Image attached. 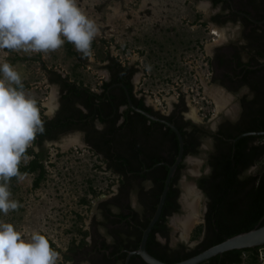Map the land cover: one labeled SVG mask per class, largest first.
Instances as JSON below:
<instances>
[{
	"label": "rangeland",
	"instance_id": "374dc122",
	"mask_svg": "<svg viewBox=\"0 0 264 264\" xmlns=\"http://www.w3.org/2000/svg\"><path fill=\"white\" fill-rule=\"evenodd\" d=\"M77 5L99 29L92 44L93 57L83 58L68 43L51 53L0 50V61L7 60L15 66L22 76L26 93L42 104L41 117L51 116L59 94L58 86L49 83V75L43 68L96 90L106 75L107 55L121 65L133 66V90H143L149 102L166 110L170 100L179 92L184 95L187 113L194 109L198 120L202 118L200 114H206L209 119L218 117L216 105L210 104L208 98L203 99L205 93L200 87L201 82L207 81L205 61L198 53L196 56L195 52L189 51L183 36H178L181 28L186 30L183 23L179 25L183 20L185 0H77ZM171 27L174 32L169 31ZM67 45L72 54L67 52ZM235 104L230 97L229 107L224 110L228 111ZM69 135L53 142H43L46 156L44 179L33 188V175L16 178L14 189L10 188L11 198L20 201L22 207L7 216L0 213V220L12 223L25 239L33 230L45 234L51 247L60 253L57 264H90L93 259L88 252L91 241L88 224L95 208L93 198L112 196L117 177L98 168L101 163L87 153L84 145L61 148L62 143H57ZM32 150L37 152L38 148L33 146ZM191 159L194 163L183 168L178 178V182L185 181L186 185L190 184L189 181L194 182L193 173L196 176L202 165L200 156ZM28 160L29 157L20 164ZM257 168H251L249 172H255ZM193 198L197 204L195 212L200 216L203 198L199 195ZM188 214L178 211L176 215H181L182 219H174V225L168 221V241L172 247L177 243L192 247L197 241H190V237L200 225L199 219L189 228L187 239H179L180 230L177 228L181 226L183 229L184 217ZM80 240L81 249L74 248ZM172 240L174 243L171 244ZM72 248L79 251L78 255L65 260L63 254L70 255ZM246 257L247 254L242 255V259ZM263 258L264 249H258L260 264ZM245 263L244 260L241 264Z\"/></svg>",
	"mask_w": 264,
	"mask_h": 264
},
{
	"label": "trees",
	"instance_id": "16d2710c",
	"mask_svg": "<svg viewBox=\"0 0 264 264\" xmlns=\"http://www.w3.org/2000/svg\"><path fill=\"white\" fill-rule=\"evenodd\" d=\"M68 49L67 45V52L72 54ZM17 59L20 60L21 58ZM105 68L110 72L111 79L101 84L100 93L93 92L88 86L81 83L69 81L66 76L63 77L53 70L43 68V71H46L49 75V83L55 84L59 88V110L52 119L48 120L41 117L44 132L37 133L33 142V146L37 147L38 151L34 152L30 147L26 153L29 160L19 166L20 172L24 174L23 176L33 175L31 187L36 188L39 182L44 179L43 161L46 158L42 147L44 141L54 140L59 134L73 129L84 130L85 124L83 122L88 116L87 113L90 114L92 109H95L98 114L103 112L102 114L106 115L104 110L111 108L106 103L114 99V96L110 95L112 89L120 92L118 103L126 105V99L121 88L112 87L108 91L110 97L106 96L105 91L113 84L119 83L129 92L130 85L126 76L131 75L134 70L126 65L121 66L117 60L108 55L106 56ZM263 84L264 78H260L259 82L254 83L255 92L248 114L243 120L236 122L231 130L220 132L221 138L216 139L215 152L208 156L206 162L210 168V173L196 180V185L205 198V233L200 238L201 226L198 225L195 228L190 241L197 240L198 242L191 248H187L182 243H178L171 248L168 247L167 241L160 244L154 238L155 234H159L165 240L167 239L168 229L164 224L165 217L178 212L176 199L179 191L176 183L182 169V162L176 166L168 185L159 218L151 228L145 243V250L155 259L167 264L176 263L194 256L228 237L264 224V136H243L231 142V139L239 134L264 131ZM129 98L133 105L145 110L140 102H136L130 95ZM110 104L111 102L108 105ZM75 105L82 106L86 113L76 108ZM118 116L119 114L115 113L112 120H115ZM121 117L123 118L121 123V170L113 166L115 173L120 171L123 179L122 184L126 186L121 193H125L124 199H126L127 188L136 179L141 181L150 180L152 183L146 191H143L142 186L135 190L138 200L145 206L140 218H136L137 212L131 210L129 205L125 206L126 214L121 212V222H123V225H121V243L120 245H114L109 256L114 257L115 261L123 263L127 253L137 248L142 229L145 228L152 216L167 169L176 157L177 140L173 132L167 127L157 122L148 121L139 113L128 108L121 113ZM173 125L181 135L183 142L182 159L186 155H194L195 140L193 137L186 138L180 130V126L176 122ZM131 135L139 137V141L145 143L147 149H139L137 143L130 139ZM164 142H167L170 146V153L166 156H162L158 151ZM109 159L111 166L113 164L118 165L120 156L115 155ZM254 164L259 166L257 172L254 175L245 176L243 173ZM15 179L12 178L10 182V188L12 189H14L13 182ZM100 207L106 210L105 220L101 223L102 226L106 223L115 224L118 221L120 222L119 218H108L109 216H119V212L116 214L109 212L107 203L101 204ZM111 232L116 235L119 234L117 230ZM81 247L82 240L74 248L81 249ZM74 248L69 250L70 255L63 254L65 260H71L78 255L79 251L74 250ZM258 249H264V245L252 249L227 251L200 264H241L244 260L246 261L245 264H260L257 260ZM243 254H247L244 259H242ZM102 259L105 263L108 262L105 255L102 256ZM131 262L144 264L134 255L128 259V264ZM261 264H264V258Z\"/></svg>",
	"mask_w": 264,
	"mask_h": 264
},
{
	"label": "flooded vegetation",
	"instance_id": "af4514ba",
	"mask_svg": "<svg viewBox=\"0 0 264 264\" xmlns=\"http://www.w3.org/2000/svg\"><path fill=\"white\" fill-rule=\"evenodd\" d=\"M182 18L183 20L179 21V25L182 26L183 23V25L186 26V30L181 28L178 36H183L189 51L195 52L194 55L198 53L201 59L205 61L207 71V76L205 78L207 81L205 83L201 82L200 87L205 93L203 99L208 98L209 103L214 106L215 104L210 94H212V91L217 92L216 95L220 97L222 104V108L217 112L218 117L215 116V118L209 119L206 117V114H200L202 117L200 120H198V117L197 119L193 118L190 113H187L186 101L183 93L179 92L176 98L170 100V105L165 107L166 110L161 108L159 104H155V102H149L143 90H133L135 69L133 66H129L134 70L131 75L126 76L127 82L130 85V90L128 92L125 88L119 87L123 91L126 105L118 103V94H120V92L118 90L113 91L112 89L110 95H113L114 99L106 103L109 108L111 107L110 109L104 110L106 115H103V112L98 114L95 109H92L90 114L89 112L87 113L88 116L83 122L85 124L84 130L73 129L59 134L54 140H46V142H53L62 136L71 135V133H81L82 143H80V145H84L87 153L95 157L98 162L101 163V165L97 167L103 168L105 172H109L117 177L114 194L106 199L101 198L97 200L95 202L94 212L90 215L88 225L91 241L89 243L88 252L93 259L90 264H128V261L127 263H120V261H115L114 257L109 256L114 245H120L121 243V225H123V222H121V212L126 214L127 211L125 206L129 205L131 210L137 212L136 218H140L145 206L138 200L135 190L142 186L143 191H146L152 184L150 180H134L133 184L127 188L128 193L126 194V199H124L125 193H121V191L125 190L126 186L122 184L123 179L121 178V173L120 171L119 173L113 171L114 167L121 170V123L123 121L121 113H123L126 108L130 109L128 107L126 93L136 102H140L145 110L136 107L130 101L133 107L147 113L157 120L169 122L171 124L176 122L186 138L193 137L195 140L193 148L195 154L186 155L181 161V168L183 169L190 164L187 163L186 157L195 158L200 156L202 165L199 167L198 174L193 177L195 178L193 183L195 185V190L198 191L200 197L203 198V208L198 218L200 221L198 224L201 226L200 238H202L205 233L206 206L204 195L197 187L196 180L210 173V168L206 162L208 156L215 152L216 139L219 137L221 138L220 132L231 130L236 122L243 120L248 114L249 108L252 106L251 101L255 92L254 83L256 81L259 82L260 78H264V68L261 63L264 50V0H185ZM213 30L223 32L220 40L217 35L213 34ZM169 31L174 32L172 27L169 28ZM121 66L125 65L123 64ZM105 70V77L99 82L96 90H92L95 93H100L101 84L111 79L110 72L106 68ZM112 86L105 91L108 97H110L108 91L111 90ZM230 97L234 99L236 104L228 111H225L224 109L229 107L228 99H230ZM58 100L53 107V113H51V116L46 117V119L49 120L54 118L59 110ZM110 102L111 106L108 105ZM75 106L83 113H86L82 106ZM115 113L119 114V116L116 117L115 120H112ZM143 117L146 118L145 116ZM146 120L152 121L147 118ZM212 121H214L213 124L210 123ZM153 122H157L166 127L162 122ZM98 124L102 126V130H98ZM130 139H133L135 143H137L136 145H138L137 147L139 149H147V145L141 143L139 137L131 135ZM158 151L162 156L168 155L170 153L169 144L164 142L159 147ZM115 155L120 156L119 164H113L111 166L109 158ZM257 166V164L250 166L243 174L245 176L254 175L258 170ZM254 167L257 168L255 172H249V169ZM176 185L180 192V184L178 181ZM178 198L179 194L176 199L179 211ZM94 199L96 198H93V201ZM103 203H107L109 212L113 214L119 212L120 214L119 216H109L108 218H119L120 222L118 221L115 224L106 223L104 226L101 225L106 216L105 208L101 209L100 207ZM174 214L176 213H172L165 217L164 224L167 229L168 221ZM99 228L101 232H99ZM112 230H117L119 234L116 235L114 232H111ZM154 238L160 244H164L165 241H167L168 247L173 248L168 241L169 230L166 240L159 234H155ZM197 242L198 241H196V243ZM196 243L194 245H196ZM103 255L107 258V263L103 261ZM130 264L139 263L131 262Z\"/></svg>",
	"mask_w": 264,
	"mask_h": 264
},
{
	"label": "clouds",
	"instance_id": "9594fccd",
	"mask_svg": "<svg viewBox=\"0 0 264 264\" xmlns=\"http://www.w3.org/2000/svg\"><path fill=\"white\" fill-rule=\"evenodd\" d=\"M98 31L77 0H0V50L51 53L68 43L88 59ZM41 108L26 93L15 66L0 61V213L5 216L22 207L11 198L10 182L23 178L20 163L28 159L37 133L44 132ZM97 128L102 130L99 124ZM81 137L69 135L57 144L82 143ZM59 258L41 231L33 230L25 239L12 223L0 220V264H57Z\"/></svg>",
	"mask_w": 264,
	"mask_h": 264
},
{
	"label": "water",
	"instance_id": "95a60500",
	"mask_svg": "<svg viewBox=\"0 0 264 264\" xmlns=\"http://www.w3.org/2000/svg\"><path fill=\"white\" fill-rule=\"evenodd\" d=\"M261 63H262V67L264 68V50H263V54H262ZM113 86L123 88L122 84H118V83L114 84ZM126 98H127V102H128V107L130 109H132L134 112L145 116L149 120L162 122L168 129H170L173 132V134L175 135L176 140H177V153H176V157H175L173 163L167 169L166 176H165L164 181H163V186H162L161 192H160L159 197H158V201L156 203V206L154 208L152 216L150 217L147 225L145 226L144 229H142L138 246L135 250L127 253L124 262L127 263L129 257L134 255V256H137L144 264H167V263H163V262L155 259L151 255H149L147 253V251L145 250V243H146V239H147V236H148L151 228L153 227V225L155 224V222L159 218V215H160L163 203H164L165 195H166L167 190H168V185H169L170 179L174 174L176 166L178 165V163H180L182 161L183 142L181 139V135L179 134L178 130L175 128V126L173 124H171L169 122L157 120L156 118L148 115L147 113L133 107L130 103V99H129V96L127 93H126ZM243 136H255V137L264 136V131L242 133V134H239L238 136H236L234 139H231V142H234L236 139L241 138ZM77 145L79 146L80 143L79 144L77 143ZM186 161H187V163H190V164L194 163V161L190 157H186ZM192 177H195L194 173H193ZM189 183H190L189 185L194 189V191H195L194 193L196 195H199L200 193L195 190L194 183L192 181H189ZM179 184H180V193H179L178 203H179V209H180L179 211L182 214V213H185L183 210V206H182V196L184 195V190L182 188V185L186 184V183H185V181H180ZM101 198L102 197H98V198L94 199L93 202L95 203L97 200H99ZM180 217H181V215H176V214L172 215L171 218L169 219L170 224L174 225L175 224L174 219L180 218ZM197 217L199 218V216H197ZM180 219H182V218H180ZM177 229L180 230L179 239L181 241H185L188 237L189 228L187 227V229H182L180 226ZM172 243H174V240L171 241V244ZM194 244H192V246ZM263 245H264V224L259 226V227H255L249 231L242 232V233L233 235L231 237H228V238L224 239L223 241H221L215 245L210 246L209 248L199 252L198 254H196L194 256H191L185 260H182V261H179L176 263H171V264H200V263L208 260L211 257L219 256L222 253L227 252V251L252 249V248L260 247Z\"/></svg>",
	"mask_w": 264,
	"mask_h": 264
},
{
	"label": "bare ground",
	"instance_id": "6f19581e",
	"mask_svg": "<svg viewBox=\"0 0 264 264\" xmlns=\"http://www.w3.org/2000/svg\"><path fill=\"white\" fill-rule=\"evenodd\" d=\"M222 33L223 32H217V31L213 30V34L217 35L219 37V40L222 38ZM210 92H211V90H210ZM216 93L217 92H215V91L213 92L212 91V94H210V96L212 97V99L214 101V104L216 105L217 112H218L222 108L221 107L222 104H221V101H220V97H218L216 95ZM190 114H191V116L193 118L197 119V117L195 116L196 113H195V110L194 109L191 110ZM76 144L77 143H74L71 146H68L67 142H64V143H62L61 148L66 149V148L72 147L73 145H76ZM189 186L190 185H186V184H183L182 185V188L184 190V195L182 196V206H183V210H184V212L185 211L186 212H189V214L186 217H184V219L186 220V223L184 224L185 227L183 226V229H187V227L190 228L191 225L195 224L198 221V217H197V214L195 212V210H196L195 209V206L197 204H196V202L193 201V199H194L193 197L196 194L194 193V190L191 187H189ZM180 218H182V217H180Z\"/></svg>",
	"mask_w": 264,
	"mask_h": 264
}]
</instances>
